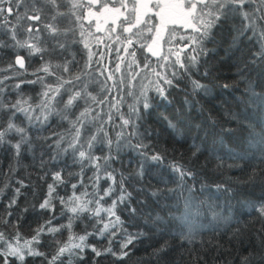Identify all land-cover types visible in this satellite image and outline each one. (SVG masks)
<instances>
[{
  "label": "trees",
  "instance_id": "trees-1",
  "mask_svg": "<svg viewBox=\"0 0 264 264\" xmlns=\"http://www.w3.org/2000/svg\"><path fill=\"white\" fill-rule=\"evenodd\" d=\"M58 4L60 11L67 12L70 7L67 0H58ZM44 8L45 22H49L53 10L49 5H44ZM10 19L15 23L14 18ZM54 23L61 30L60 35H50L42 24L37 25L41 29L40 46L46 51L33 56H29L26 49L9 46L13 41L7 29L0 30V42L5 45L0 47V69H7L17 54L25 57L27 69H19V75L11 70L0 72V78L5 75L12 77L2 86L0 103L28 99L35 108L31 121L23 113L13 117L14 123L26 129V140L21 145L19 156L10 144L0 145V187L9 185L0 195V218L5 216L14 188L19 187L16 182L23 180L26 185L12 209L14 216L8 218L7 225L0 222V231L7 236L19 230L23 238L30 239L34 230L53 215L56 216L53 224L67 223V216L71 213L61 215L63 205L59 197L67 200L74 191L80 195L85 188L89 193L93 192L88 178L94 169L88 161L82 165L78 154L74 156L71 150H62L67 146L69 128L68 120L62 118L63 102L71 91L87 82L93 95H105L100 92L97 81H103L107 73L102 77L96 69L109 67L114 70L120 63L122 71L115 73L120 91L113 89V95L117 99L123 97L120 112L127 115L129 105L135 103V96L142 86L156 79L151 71L142 68L144 58L148 57L151 67L161 71L157 65L162 61L137 46L130 51L137 52L141 69H136L135 65L128 68L131 57L123 51H115L116 48L122 49L123 45L112 44L113 50L109 52L104 45L112 42L104 33H95L94 26L87 23L85 37H81V29L70 14L58 17ZM241 27L239 15L222 19L203 42L204 54L200 56L199 63L190 72L180 71L174 86L166 93L167 98L159 96L149 85L151 106L145 110L137 105L140 108L139 119L133 116L135 128L130 126L124 130L128 135L117 140V132L120 131L116 127L120 123L118 116L114 123L105 125L111 145L107 139H102V134L97 135L91 153L101 158L111 157L109 170L114 172L118 181L124 178V186L131 195L125 203L118 205L116 212L124 222V229L136 239L127 249L120 248L124 236L113 241V252L118 255L122 251L127 252L122 259L111 253L96 257L90 248H86L81 254L83 259L63 257L64 264H69V261L70 264H243L244 257H250L251 264H264V217L257 211L264 203V151L253 138V134L258 139L264 132V59L258 55L261 42L251 31L241 33ZM88 31L102 37L104 44L87 36ZM179 34L184 33L179 31ZM25 36L21 32L19 38ZM85 38L93 53L104 54L103 61L97 64L101 57L93 55L88 74L82 75L76 87L64 86L70 91L61 90L62 95L57 97L59 102L53 104L54 111L48 114L45 110L47 120H44L41 110L35 106L41 100L45 85L57 83L56 77L40 72L37 75L44 77L43 83L27 81L37 79L33 73L46 61L57 75L65 79L81 74V69L88 62L89 49L84 47ZM176 42L173 41V45ZM61 44L64 47H60ZM170 46L164 43L165 53ZM121 55L125 57L123 63L117 59ZM66 62H70V72L55 68ZM136 72L140 74L133 79ZM193 81H198L203 87L194 88ZM17 83L21 84L19 89L15 87ZM107 83L111 85L113 81ZM128 92L133 95H128ZM108 101L116 102L112 96ZM84 107L83 101L76 102L69 112V119H75ZM110 110L115 115V110L105 105L97 110L100 117L88 123L89 131L85 136L96 133L98 125L107 120L106 114ZM36 116L41 118L37 120ZM8 118L9 113H0V128L7 126ZM133 132L135 134L131 135ZM60 136L66 139L57 147L56 141ZM84 138L82 136V140ZM7 139L15 144L20 136L11 133ZM139 144L147 147L138 148ZM155 154H160L162 160H152ZM174 164L191 170L193 175L181 180L173 169ZM57 171L61 172L64 183L58 185L54 193L52 203L55 211L40 210L39 204L47 196L48 184L53 183L52 174ZM81 177L84 178L83 186L78 183ZM72 184H77V188L73 189ZM107 184L108 181L101 180V189ZM116 195L113 193L112 197L105 198V206L110 205ZM25 208L28 211L25 212ZM90 224L86 219L83 223L78 220L73 231L83 234L86 225L87 230L92 231ZM67 237L66 230L54 237L44 235L39 250L51 258L56 252L57 241L63 242ZM86 243L101 251L109 246L107 237L89 236ZM25 264H47V261L44 257H26Z\"/></svg>",
  "mask_w": 264,
  "mask_h": 264
},
{
  "label": "snow or ice",
  "instance_id": "snow-or-ice-1",
  "mask_svg": "<svg viewBox=\"0 0 264 264\" xmlns=\"http://www.w3.org/2000/svg\"><path fill=\"white\" fill-rule=\"evenodd\" d=\"M70 5L67 12L59 10L58 0H0V30L7 29V33L11 41V47L17 49H26L29 56L41 54L46 51L40 46L39 33L41 29L37 25L42 24L43 29L50 35L57 36L61 34L55 21L58 17L71 15L75 18L81 31L80 36L85 37V23L89 26H94L95 33H104L111 44L104 46L111 52L113 50L112 44L119 43L123 48H116L117 53L123 51L126 55L131 57V61L127 65L128 68L141 69V62L137 60V52L133 49L134 46L144 49L151 57H155L162 63L156 68L151 67L148 57L144 58L142 65L143 69H148L156 77L155 80H150L149 85L151 90H154L159 96L167 98L166 93L168 89L174 86V80L179 75L180 71L185 73L190 72L199 63V58L204 54L203 42L211 33V30L217 26L222 19H227L232 15H239L242 21L241 33L251 31L261 42V51L258 53L261 59H264V0H67ZM31 5L29 8L28 5ZM44 5H49L53 10L50 21L45 22V8ZM23 8L24 11L19 10ZM83 10V11H81ZM15 19V23L12 19ZM30 21L32 23L24 24L22 22ZM184 34L180 35L179 31ZM70 31V30H69ZM25 33V38H19L20 33ZM115 34V35H113ZM87 36L94 37L99 44H104V39L91 31L87 32ZM167 36V40L165 37ZM179 39L177 40V37ZM144 41V42H141ZM173 41H177L173 45ZM171 45L167 53L163 50V44ZM5 46L0 42V47ZM60 47H64L63 44ZM84 47L89 49L88 62L85 63L81 74L73 75L71 79H65L57 75L53 71V66L49 62H45L40 68L36 69L33 75L43 72L46 76H55L56 84H46L45 90L41 94V100L35 107L41 110L43 119L47 120L45 110L50 114L54 111L53 104L57 101V97L61 96V90L70 91L65 89L66 84L76 87V82L82 80V75H87L88 70L92 67L93 55H99L101 59L97 60V64L103 61V53H93L89 48L87 38L84 41ZM43 58V57H41ZM124 56H118L117 59L123 63ZM70 62L64 65H56L55 68L62 69L63 72H70L68 66ZM19 69L25 68V57L17 54L13 63H9L7 69H0V72L14 71L19 75ZM96 71L100 76L105 77L103 81H97L100 85V92L105 93L103 96L93 95L88 90L89 85L87 82L82 83L76 90L71 91L64 104V112L62 118L68 120L69 128L67 130V146L62 149L65 152L71 150L75 156L78 154L79 162L83 165L84 161H88L89 165L94 169L93 175L88 178L93 188V192L89 193L87 189L77 195L74 191L71 196L65 200L59 197V202L63 205L61 215L67 216V223L53 224L56 216H50L40 224L35 230L30 239H25L21 236L19 230L12 236H7L3 231H0V264H25L26 257H44L47 264H64L63 257L71 258L73 256L83 259L81 255L86 248H90L96 257H100L106 253H111L122 259L127 255V252L122 251L119 255L112 250V243L118 236H124L123 242L120 244L121 249H127L136 236L128 234L124 229V222L120 216L117 215L116 209L118 205L125 203L129 199L130 193L124 186V178L121 177L117 180L113 171L109 170L108 161L111 157L105 156L103 158L94 156L91 149L97 141V135L102 134V139H107L109 145L112 140L108 139V133L105 125L115 122V117L118 116L120 123L116 125L120 129L117 132V140L128 135L124 130L128 127L135 128V120L133 116L139 119L141 105L143 109L147 110L150 105L148 92L149 85L142 86L138 95L135 96V103L129 105V113L125 115L120 112L119 105L123 102L121 96L117 99L113 95V89L117 92L120 91L119 85L116 83L115 73L122 71L121 64L117 63L115 69L104 67L103 70L97 68ZM140 73L136 72L133 76H138ZM207 74V73H205ZM242 75V72H241ZM9 75L0 78V92L3 91L5 81L11 79ZM44 77L37 75V79L27 81L28 83H43ZM107 81H113L111 85ZM23 83V81L21 82ZM123 80L120 81V84ZM20 83L15 84L19 89ZM194 88L203 87L198 81H193ZM225 88L229 87L224 85ZM128 95H133L128 92ZM112 96L115 103H110L108 97ZM83 101L85 107L75 119H69L70 110L76 106V102ZM264 102V98H262ZM95 105V107H93ZM102 105L108 106L110 109L115 110V115L110 110L107 115V120L100 123L96 129V133L85 136L89 131L88 123L95 121L100 117V112L97 111ZM35 111L33 105L28 99H17L11 103H0V113H9L7 126L0 128V145L6 143L10 144L14 149L15 154L19 156L21 145L26 140V129L18 126L13 122V117L17 113H23L29 121L33 119L32 113ZM95 113V115H93ZM59 114V113H58ZM41 117L36 116L35 119L39 120ZM15 133L20 136V140L15 144L7 139L9 134ZM135 132L131 133L134 135ZM82 136L85 138L82 140ZM256 134H253L255 143L259 145L261 151H264V132L259 134L256 139ZM65 136H60L56 141L57 147L61 142L65 141ZM86 145V147H85ZM138 148L147 147L146 145L139 144ZM160 154H155L151 157L154 161L162 160ZM174 171H176L181 180L185 177L193 175L192 171L185 169L182 165L174 164ZM53 183L48 184L47 196L39 204V209L54 212L55 206L52 203L56 187L64 183V178L60 171L52 174ZM108 181L107 187L101 189L100 181ZM19 187L14 188L13 196L7 203L5 216L0 218V222L4 225L9 223V217L14 216L12 209L17 205L19 197L22 195L21 189L26 185L23 180L16 182ZM78 183L83 186L84 178L81 177ZM9 188L8 184L0 187V195H3L5 189ZM72 188L76 189L77 184H72ZM113 193H117L116 197L111 200V204L105 206V198L112 197ZM24 211H28L27 208ZM132 211H135L134 209ZM261 217H264V203L257 209ZM88 220L91 222L90 226L92 231H88V225L85 226L83 234H77L73 231L76 221ZM19 218H17V224ZM67 231V240L63 242L57 241V249L54 255L49 258L46 253L39 250L41 238L44 235L55 236L57 233ZM89 236L107 237L109 246L104 248L103 251L98 250L94 245L87 244ZM23 241V242H22ZM70 264V261H69ZM243 264H251L250 257H244Z\"/></svg>",
  "mask_w": 264,
  "mask_h": 264
},
{
  "label": "rangeland",
  "instance_id": "rangeland-1",
  "mask_svg": "<svg viewBox=\"0 0 264 264\" xmlns=\"http://www.w3.org/2000/svg\"><path fill=\"white\" fill-rule=\"evenodd\" d=\"M166 44V43H165ZM163 46H164V44H163Z\"/></svg>",
  "mask_w": 264,
  "mask_h": 264
}]
</instances>
